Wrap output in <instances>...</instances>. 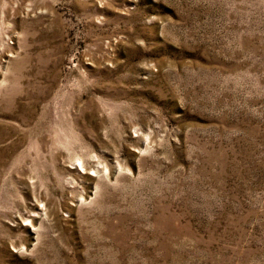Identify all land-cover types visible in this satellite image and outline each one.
<instances>
[{"label": "rangeland", "instance_id": "obj_1", "mask_svg": "<svg viewBox=\"0 0 264 264\" xmlns=\"http://www.w3.org/2000/svg\"><path fill=\"white\" fill-rule=\"evenodd\" d=\"M0 264H264V0H0Z\"/></svg>", "mask_w": 264, "mask_h": 264}]
</instances>
